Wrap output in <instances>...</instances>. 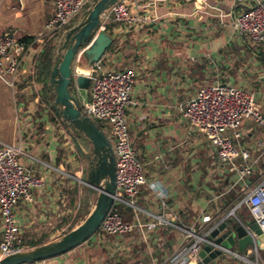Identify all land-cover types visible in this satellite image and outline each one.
<instances>
[{"label":"crops","instance_id":"0c3cea01","mask_svg":"<svg viewBox=\"0 0 264 264\" xmlns=\"http://www.w3.org/2000/svg\"><path fill=\"white\" fill-rule=\"evenodd\" d=\"M255 1L136 0L157 17L152 23L105 25L113 38L103 54L107 64L138 69L127 114L146 182L136 198L137 210L120 208L124 220L135 227L126 235L97 231L70 251L32 264H170L184 248L185 229L206 235L227 216L243 187L223 170L208 139L188 129L182 109L201 86L218 81L253 91L264 111V45L252 44L232 23L234 12ZM52 13L53 0H0V34L29 39L14 88L0 81V145L14 146L17 160L43 179L33 190V201H20L15 208L20 243L26 248L57 239L91 207L88 196L86 203L80 199L86 162L82 151L88 148L77 140L78 148L70 132L56 129L55 122L66 127L34 76L49 40L42 34L44 24ZM239 133L237 143L249 148L251 160L258 159L257 168L264 169V154L258 149L262 128L245 120ZM205 215L209 218L203 219ZM157 218L162 223L154 229L143 227ZM234 218L253 222L245 206L228 219ZM206 264H264V246L249 244L243 251L234 247Z\"/></svg>","mask_w":264,"mask_h":264},{"label":"built area","instance_id":"2783aa9c","mask_svg":"<svg viewBox=\"0 0 264 264\" xmlns=\"http://www.w3.org/2000/svg\"><path fill=\"white\" fill-rule=\"evenodd\" d=\"M90 0H53V13L44 24L42 34L52 38L65 26L72 24L82 7ZM136 0H117L100 15L101 25L117 26L145 25L157 17L143 10ZM233 27L254 45H264V0H256L249 7L233 14ZM106 27V26H105ZM28 42L13 33L0 34V81L14 88V77L18 72ZM74 75L88 76L89 85L84 95L78 87L77 99L81 111L93 120L105 133L112 146L115 172V195L111 208L102 219L98 231L105 235H126L134 224L124 220L121 206L137 210L136 198L146 182L144 166L137 157L130 133L127 111L133 99L131 90L138 74L136 68L115 69L107 64L104 55L93 63L91 69ZM187 127L203 136L214 147L223 170L234 175V184L243 190L238 202L226 217L245 206L253 222L264 234V171L250 180L257 168V160H251L249 148L240 146L239 129L245 120L263 130L258 149L264 154V111L256 101L255 93L233 84L214 81L201 86L182 109ZM18 150L12 145H0V256L23 249L19 238V226L15 223V208L20 201L32 202L33 190L43 184V179L17 160ZM154 185H152L153 188ZM157 193H164L156 188ZM225 217V218H226ZM209 216H203L208 219ZM161 218L143 224L152 230ZM186 243L170 260V264H188L199 261V251L207 241L185 229ZM264 246V244H261ZM229 251V250H228ZM18 264H32L31 262Z\"/></svg>","mask_w":264,"mask_h":264},{"label":"water","instance_id":"95a60500","mask_svg":"<svg viewBox=\"0 0 264 264\" xmlns=\"http://www.w3.org/2000/svg\"><path fill=\"white\" fill-rule=\"evenodd\" d=\"M116 1L90 0L81 16L78 15L79 22L69 24L58 32L53 40L52 63L47 82L52 98L50 108L70 128L77 145L78 139L88 144L87 152L82 151L86 161L85 178L82 181L91 200V207L80 223L59 238L0 256V264L32 263L70 251L98 231L102 219L113 204L115 160L111 143L100 127L81 111L72 85L79 89H87L89 85L88 76L74 75L73 62L76 60L84 64L85 69H91L93 63L111 45L113 38L106 27L101 25L100 15ZM228 218H223L209 228L205 235L207 241L198 254L199 261H190L188 264H206L234 247L243 251L249 244L255 249L264 244V234L255 222L246 224Z\"/></svg>","mask_w":264,"mask_h":264},{"label":"trees","instance_id":"16d2710c","mask_svg":"<svg viewBox=\"0 0 264 264\" xmlns=\"http://www.w3.org/2000/svg\"><path fill=\"white\" fill-rule=\"evenodd\" d=\"M57 34L58 33H56L52 38H50L46 42V44L44 45V49H43L42 53L39 55L38 63L36 64L35 70H34L35 80L37 82L43 84L42 93H43V97L46 100L48 106L50 105V103L52 101V98L50 96V91H49V89L47 87L48 80L46 79V77L48 76V74L50 72V67H51V63H52V51H53V48H54L53 40H54V38L56 37ZM23 40H25L26 42H29L28 38H23ZM73 89H74V86L72 85V90Z\"/></svg>","mask_w":264,"mask_h":264},{"label":"rangeland","instance_id":"374dc122","mask_svg":"<svg viewBox=\"0 0 264 264\" xmlns=\"http://www.w3.org/2000/svg\"><path fill=\"white\" fill-rule=\"evenodd\" d=\"M88 4H89V2L87 3V4H85V6L84 7H82V9H81V11H80V14L86 9V7L88 6ZM74 62H78V61H74ZM73 62V63H74ZM75 65L73 66V71H75ZM73 91V93L74 94H76V96H77V89L74 87V89L72 90ZM55 124H57L58 126H55L56 127V129H59V130H61V131H63V133H68L69 134V132L71 133V130H70V128L68 127V126H65L66 128L65 129H63L62 127H61V124H60V122H55ZM80 142H82L87 148H88V144L85 142V141H83V140H81V139H78ZM206 140V139H205ZM85 142V143H84ZM79 148V147H78ZM80 149H81V147H80ZM263 167H262V165H260V166H258V168H257V170L256 171H254V173H253V175L249 178L250 180H253L256 176H257V174H259V173H261V172H263L264 171V169H262ZM259 173H258V172ZM84 178H85V176H84ZM80 199H81V201H83L84 203H86L87 202V191H86V186H85V184H82V192H81V195H80ZM80 223V222H79ZM74 227V226H73ZM62 236V235H61ZM60 236H58V238H59ZM23 249H27L26 247H23Z\"/></svg>","mask_w":264,"mask_h":264},{"label":"bare ground","instance_id":"6f19581e","mask_svg":"<svg viewBox=\"0 0 264 264\" xmlns=\"http://www.w3.org/2000/svg\"><path fill=\"white\" fill-rule=\"evenodd\" d=\"M77 71H79V72H81V73H82V72L84 73V72H85V68H84V67H78V68H77Z\"/></svg>","mask_w":264,"mask_h":264}]
</instances>
